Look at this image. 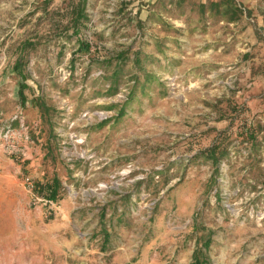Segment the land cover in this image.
Listing matches in <instances>:
<instances>
[{"label":"rangeland","instance_id":"1","mask_svg":"<svg viewBox=\"0 0 264 264\" xmlns=\"http://www.w3.org/2000/svg\"><path fill=\"white\" fill-rule=\"evenodd\" d=\"M155 1L88 0L90 52L44 42L22 103L13 49L54 25L44 0H0V264H190L209 238L213 264H264V0L236 22ZM127 49L154 79L129 63L110 91L97 62Z\"/></svg>","mask_w":264,"mask_h":264},{"label":"trees","instance_id":"2","mask_svg":"<svg viewBox=\"0 0 264 264\" xmlns=\"http://www.w3.org/2000/svg\"><path fill=\"white\" fill-rule=\"evenodd\" d=\"M45 7H43L44 13L46 16L42 19L39 16L40 20L47 19L49 27L54 25V34L51 35L47 40L44 38L40 39V36H24L19 40L13 49L14 60L11 65L12 71L15 73L18 79V89L17 93L22 101L25 103L27 100V94L25 93L26 89H30L26 80L30 77V72L28 71V64L31 54L34 53L40 45L44 42H52L55 45H59L61 41L66 43L76 44V47L73 48V52L80 53H89L92 44L91 41L87 38L82 37V31L85 29L87 24L91 21V18L87 12V3L88 0H69L68 5L59 12L58 20L50 18L51 10L47 9L50 6L51 0H44ZM153 11L151 12L152 17H159L156 9L160 12L171 14V15H188V11H191L190 14L197 12L200 16V19L206 18H216L220 17L222 20L228 22H236L242 16L250 15L251 11L246 7H243L237 0H207L196 2L193 0H156L153 4ZM173 9H176L177 12H174ZM50 14V15H48ZM51 19V20H50ZM154 19V18H153ZM50 29L48 30V32ZM64 47V46H63ZM62 50L57 52V55H63ZM76 62L75 56H72L70 63ZM152 62V58L149 54H145L141 49L132 52L131 49L121 50L114 57L97 62L100 69L105 70L104 82L109 84L110 91L116 92L121 85L124 74L126 73L125 68L129 63H132L134 69L142 71L145 75L144 83H150L153 81L154 76L151 72L144 71V64ZM136 84L134 85L133 91L129 96V100L126 101L120 114L123 116L125 109L135 101L136 92L141 88L142 90L145 87H141L142 80L139 75L135 77ZM31 91V90H29ZM33 101L32 104L39 106L40 109L47 110L45 102L38 96L31 98ZM216 147L210 148L209 151L200 152L199 155L203 156L206 160L211 161L214 164L219 165V160L227 155V150L223 149L220 151L219 156H216ZM38 190L41 195L47 196L50 199H55L57 194L56 186L53 184H40L38 185ZM210 239V238H209ZM204 242V246H198L193 254V259L190 264H213L209 259L206 249L209 248L211 243L210 240Z\"/></svg>","mask_w":264,"mask_h":264}]
</instances>
